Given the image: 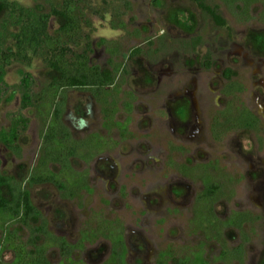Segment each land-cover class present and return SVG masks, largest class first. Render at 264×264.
Wrapping results in <instances>:
<instances>
[{
  "label": "rangeland",
  "instance_id": "1",
  "mask_svg": "<svg viewBox=\"0 0 264 264\" xmlns=\"http://www.w3.org/2000/svg\"><path fill=\"white\" fill-rule=\"evenodd\" d=\"M12 1L47 8L43 0ZM207 1L217 6L223 23L195 0H111L108 6L102 0L82 1L92 23L83 26L93 42L92 63L107 76H115V85L109 89L118 102L115 121L126 128L122 134L117 126L111 130L104 126L101 104L90 91H67L64 120L75 137L98 133L112 138L115 145L90 164H75L88 171L92 189L80 197L65 199L52 184L31 189L50 232L75 243L81 231L96 225V215L118 221L125 231L128 261L155 264L167 248L180 253L206 241L202 232L193 231L191 222L203 183L184 177L177 165L217 162L219 173L234 180L229 187L233 198L219 202L217 213L227 218L235 211H250L258 217L245 228L249 238L245 264H264V23L258 18L263 8L253 5L249 17L239 16V10L225 0ZM116 12L126 28L112 27L118 21ZM58 27L52 18L50 32ZM102 39L107 43L102 44ZM85 42L71 47L82 52ZM137 47L143 52L132 57ZM208 58L210 69L205 65ZM228 68L233 71L231 81L238 84L240 102L261 119L262 130L259 134L229 131L216 140L212 125L228 103L225 89L230 82L224 74ZM48 70L39 55L33 56L31 64L14 63L7 68L8 88L2 86L0 94V130L17 127L22 156L1 144L0 159L3 173L16 179L27 177L39 164L43 122L36 107L22 109L21 95L13 94L12 87L30 73L37 95L50 81ZM125 103H131V110ZM21 233L29 236L27 229ZM226 236L232 246L242 242L237 230H228ZM110 246L101 237L74 256L86 264H104L111 255ZM205 249L211 264H227L215 260L221 252L217 242H206ZM52 257L54 264L59 262L58 255ZM12 258V253H0V264Z\"/></svg>",
  "mask_w": 264,
  "mask_h": 264
},
{
  "label": "trees",
  "instance_id": "2",
  "mask_svg": "<svg viewBox=\"0 0 264 264\" xmlns=\"http://www.w3.org/2000/svg\"><path fill=\"white\" fill-rule=\"evenodd\" d=\"M41 1V0H36ZM83 0H43L45 10L27 7L18 1L0 0V94L5 83L7 68L14 63L31 64L33 56H42L48 65L47 86L34 95L32 85L34 79L27 73L21 82L12 87L13 94L21 95L22 109L36 107L39 118L43 122L41 138L42 152L37 168L27 177L16 179L1 170L0 159V253H12V261L7 264H54L52 254L59 256L56 264H86L75 258V253L85 249L87 243L103 237L110 241L111 255L104 264H134L128 261V248L125 231L118 221L102 219L96 215V225L88 226L81 231L77 242L72 243L63 236L49 231L48 220L32 199L31 189L36 186L52 184L58 188L65 199L80 197L83 191H91L88 171L78 169L75 164H90L98 155L112 148V138L93 133L84 138L75 137L65 123L64 113L67 103V91L70 89L90 91L101 104L104 115V126L111 130L120 128L122 134L126 125L115 121L118 102L115 93L109 90L115 85V76H107L103 69L92 63L93 42L89 34L84 33L83 26H92L81 7ZM110 5L111 0H102ZM197 5L223 23L216 5L207 0H195ZM232 9L239 10V16L252 14L253 5H261L259 20L264 23V0H225ZM232 3V4H230ZM130 8V3L125 2ZM115 15L114 29L126 28V23ZM52 18L59 24L52 34L50 25ZM82 52H76L71 45L82 46ZM107 43L106 39L101 40ZM196 45V44H195ZM140 47L131 51L135 57L142 53ZM209 57V56H208ZM207 69L212 67L211 59L205 60ZM121 65L116 67V72ZM229 84L225 89L229 97L225 109L215 117L212 132L216 140H221L226 132L248 130L259 134L262 130L261 119L237 96L238 84L232 80L233 71L228 68L224 72ZM117 90V89H114ZM131 110V103H125ZM24 128L27 121L23 120ZM20 133L14 125L0 130V145L3 144L14 155L21 157L22 148L17 141ZM177 169L185 176L200 179L202 190L198 193L194 207L193 231L202 232L205 242L185 248L183 252H175L167 248L160 252L155 264H211L206 258L205 243L217 242L221 247L216 261L227 264H245L247 225L254 224L257 216L250 211L232 212L227 218L221 217L216 205L221 201L231 200L234 192L229 187L234 182L231 177H224L217 162L199 164L197 166L177 165ZM218 173L221 175L218 177ZM22 229L29 231L26 238ZM237 230L242 242L232 246L226 236L228 230ZM55 250V251H52Z\"/></svg>",
  "mask_w": 264,
  "mask_h": 264
},
{
  "label": "flooded vegetation",
  "instance_id": "3",
  "mask_svg": "<svg viewBox=\"0 0 264 264\" xmlns=\"http://www.w3.org/2000/svg\"><path fill=\"white\" fill-rule=\"evenodd\" d=\"M229 81V80H228ZM227 98H228V100H229V97L227 96ZM227 100V101H228ZM226 105H227V103L225 104V106H224V108L223 109H225V107H226ZM222 109V110H223ZM104 153V152H103ZM102 154V153H101ZM99 156V155H98ZM97 158V157H96ZM95 158V159H96ZM209 163V162H208ZM183 164H185V165H188V166H197V165H199V164H206V163H196V164H192V165H190V164H187V163H180V164H178V165H183ZM183 175V174H182ZM184 177H186V178H190V177H188V176H185V175H183ZM191 179H193V178H191ZM202 190V189H201ZM197 196V195H196ZM195 199H196V197H195ZM195 203V202H194ZM235 212H238V211H235ZM239 212H245V211H239ZM257 220H258V218H257ZM256 220V221H257ZM256 223V222H255ZM248 226V225H247ZM231 230H234V229H231ZM248 242H249V238H248ZM248 242L246 243V249H247V244H248ZM246 260V259H245ZM135 264V263H134Z\"/></svg>",
  "mask_w": 264,
  "mask_h": 264
}]
</instances>
